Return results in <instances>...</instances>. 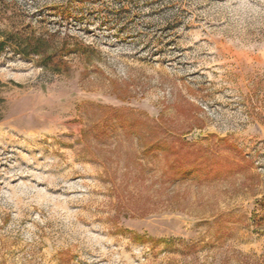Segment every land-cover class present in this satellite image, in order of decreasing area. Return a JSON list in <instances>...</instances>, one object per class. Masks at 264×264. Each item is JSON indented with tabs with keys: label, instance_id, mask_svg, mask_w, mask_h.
Returning a JSON list of instances; mask_svg holds the SVG:
<instances>
[{
	"label": "rangeland",
	"instance_id": "1",
	"mask_svg": "<svg viewBox=\"0 0 264 264\" xmlns=\"http://www.w3.org/2000/svg\"><path fill=\"white\" fill-rule=\"evenodd\" d=\"M0 264H264V0H0Z\"/></svg>",
	"mask_w": 264,
	"mask_h": 264
},
{
	"label": "trees",
	"instance_id": "2",
	"mask_svg": "<svg viewBox=\"0 0 264 264\" xmlns=\"http://www.w3.org/2000/svg\"><path fill=\"white\" fill-rule=\"evenodd\" d=\"M0 46H2V42H0ZM1 81H0V86H1ZM2 101V98L0 97V102ZM259 205L260 209L264 210V194L262 195L261 199L257 202Z\"/></svg>",
	"mask_w": 264,
	"mask_h": 264
}]
</instances>
